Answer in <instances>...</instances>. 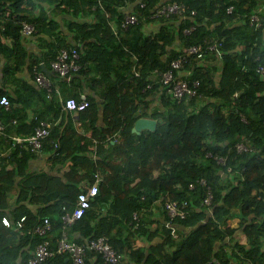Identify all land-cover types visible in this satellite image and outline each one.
I'll list each match as a JSON object with an SVG mask.
<instances>
[{"label":"trees","instance_id":"16d2710c","mask_svg":"<svg viewBox=\"0 0 264 264\" xmlns=\"http://www.w3.org/2000/svg\"><path fill=\"white\" fill-rule=\"evenodd\" d=\"M143 1L147 2L145 8L140 6ZM170 2L184 4L197 14L149 18L159 6ZM132 3L137 7L135 13L146 20L127 31L114 32L110 22L117 16V8ZM231 5L235 12L228 15ZM263 6L264 0H0V53L8 52L18 63L26 55L19 49L24 37L23 22L34 23L38 32L43 27L53 34L58 24L49 21L52 11L48 13V9L73 18L93 15L94 23H82L79 27H75L74 21L70 24L75 32L74 45L82 43L81 69L76 74L78 78L84 76L83 80H89L91 85L107 84L102 107L89 98V107L80 112L82 120L88 116L103 117V126L91 124L92 139L98 142L97 161L84 155L91 141L80 134L62 135L59 127L45 140V146L53 151L51 142L59 141L54 159L72 160L64 178L30 174L27 164L36 155L30 148L17 146L9 156L1 158L0 264L27 262L30 257L24 248L29 245L35 250L44 240L29 232L44 218L52 223V231L45 239L56 233L51 243L56 245L63 229L62 207L72 206L84 191L81 183L93 184L98 172L104 176L99 193L86 214L68 228L71 240L83 243L106 236L117 252L129 254L137 264H264V78L257 72L264 65V10L262 27L254 29L249 25V16ZM37 9L44 14L37 15ZM146 22L160 23L159 32L130 38L129 34L138 33ZM192 25L196 30L184 34ZM206 37H220L224 55L218 66L213 62L216 57L211 56H206L201 65L196 64L194 57L185 64L192 70L189 80L200 81L201 97L177 103L167 95L160 75L179 57L181 49L199 44ZM177 43L182 45L179 51L173 49ZM63 47L70 46L65 38L57 39L52 60ZM35 67H42L37 62L29 66L37 84ZM135 72L140 76L136 77ZM149 84L151 89H147ZM39 87L44 92L42 98L41 92L31 87H26L28 97L17 96V102L27 110L33 109L38 120L28 119V113L15 108L9 93L0 88V101L7 96L12 103L10 111L0 103V122L7 125L8 134L29 136L39 120H46L47 113L37 110L33 100L40 94V104L57 92L54 86L51 93ZM155 92H162V107L151 109ZM73 99L79 102L81 98L76 95ZM51 103L58 116V100ZM12 118L18 120L17 125L11 124ZM140 118L157 120V129L133 132ZM3 138L7 137L0 138V155L2 145L10 147ZM239 142L254 151L238 152ZM208 153L226 157V164H218ZM8 161L16 164L11 170L7 169ZM80 166L85 167V172L80 173ZM201 179L208 182L214 193L209 208L202 205L206 190L199 183ZM191 183H195L194 189H190ZM14 191L18 193L15 209L10 197ZM44 192H56L58 199L34 214L23 201H45ZM167 194L171 200L187 201L185 219L170 220L161 201ZM157 204L162 205L164 219L152 229V213L146 214L144 209ZM106 205V214L97 217L96 207ZM135 212L139 213V221L133 218ZM4 216L14 222L25 216L26 221L21 229L8 228L2 223ZM235 218L240 219L239 225L229 226ZM129 230L147 236L151 241L147 251L132 249V235L126 234ZM242 235L247 237L246 244L240 242ZM41 264H72V260L58 255ZM86 264L104 261L100 254L90 252Z\"/></svg>","mask_w":264,"mask_h":264},{"label":"built area","instance_id":"2783aa9c","mask_svg":"<svg viewBox=\"0 0 264 264\" xmlns=\"http://www.w3.org/2000/svg\"><path fill=\"white\" fill-rule=\"evenodd\" d=\"M132 1V0H129ZM146 1L141 3V8H145ZM235 7L233 5L227 8V14L233 15ZM263 7L255 10L249 16V25L254 28H260L263 25ZM195 10H189L184 4L178 2H170L162 4L157 10L152 13L149 18L151 20L159 18H181L185 15L194 16L196 15ZM146 17L140 16L136 13L126 14L119 22V28L123 31H127L130 27L138 25L142 21H145ZM196 30V26L192 25L190 28L184 30V34H192ZM22 34L24 36H31L38 32L37 27L34 23L23 22L22 23ZM80 44L72 45L70 47L61 48L57 56L51 61V70L63 79H70L73 74H76L81 69L80 58ZM224 55L223 51V40L220 37H206L199 44L185 46L181 54L177 59L170 62L168 69L160 75L161 82L166 89L167 95L175 102L181 103L182 101H188L195 97H201L199 94L200 81H190L189 77L192 74L190 68H186L185 64L191 61L194 57L197 62L205 61L206 56L216 57L217 60H221ZM199 64V65H201ZM36 82L39 86L48 90L49 93L53 90V83L47 77L44 71L39 70L37 67L34 68ZM257 72L262 78H264V65H260L257 68ZM135 76L139 77L140 74L135 72ZM152 85L149 84L147 89H151ZM56 91V90H55ZM57 92V91H56ZM238 96V93L235 94ZM50 97V96H49ZM1 105L8 111L12 108V103L7 96H3ZM90 102L84 98L82 101L77 102L75 99H70L66 102L65 108L81 112L88 108ZM36 120L37 117L32 115ZM245 120V119H244ZM14 126L18 124L16 118L10 120ZM54 122L48 120H39L33 133L29 136H22L18 134H8L7 125L0 122V138L2 136L7 137V141L11 142L13 146L26 144L31 151L35 153H43L45 149V140L50 137ZM51 146L53 148L52 155L56 156L57 150L60 148L59 141H52ZM237 151L240 153L253 152L254 149L248 147L243 142H239L236 146ZM208 157L213 158L218 164H226V157L220 155H213L208 153ZM96 157V156H95ZM231 168H229V171ZM96 181L85 187L84 191L79 194L74 204L70 207L63 206L61 220L63 223V229L60 237L57 240L56 245L51 244L48 239H45L47 235L52 231V223L49 218H44L40 221L33 229L29 232L37 234L44 238L39 243L32 256L27 260L25 264H41L48 259H52L58 255H67L72 260V264H86L87 258L90 252H96L102 256L104 264H120L124 258V255L117 252L109 242L106 236L98 237L95 239H87L83 243H79L71 240L68 234V228L72 227L79 219H81L86 212L91 208L92 203L95 201L99 193V183L101 181L100 175H95ZM199 183L204 186L206 190V197L202 201V205L210 207L214 199V193L211 186L204 179H201ZM190 189L195 188V183L190 184ZM144 198V197H143ZM164 209L171 221L181 218L185 219L187 216V207L189 206L187 201L179 202L171 200L167 195H164L161 199ZM133 218L137 221L140 220L139 213L135 212ZM26 217H22L17 221H12L8 216H4L2 223L8 227H15L21 229L24 226ZM171 226V225H169ZM173 227V226H172ZM172 234L174 237H178L176 230L173 229Z\"/></svg>","mask_w":264,"mask_h":264},{"label":"crops","instance_id":"0c3cea01","mask_svg":"<svg viewBox=\"0 0 264 264\" xmlns=\"http://www.w3.org/2000/svg\"><path fill=\"white\" fill-rule=\"evenodd\" d=\"M44 7V6H43ZM47 6L45 5L44 8ZM262 8V7H261ZM117 16H114L113 20L110 22L111 27L113 28L114 32H119V23L118 21L121 20L122 17H124L126 14L129 13H135L137 10V7L135 4H125L117 8ZM264 10V6H263ZM49 14V21H54L58 24V29L56 33L49 34L45 32V29L41 27L39 29V32L35 35L31 36H24L21 39V45L19 49H23V51L26 53L23 54L20 57V61H16L14 57H10L8 52L5 54L0 53V88L7 91L10 95V98L12 99V102L15 106V108H19L20 112L26 111L28 113V119L32 118V115L34 114L33 109H25L23 103L19 104L17 102V96L23 97V96H29V92L27 91L26 87H31L33 89H36L37 92H41V98L43 97V90L40 89V87L35 83L33 76L30 72L29 66L37 62L41 65L42 70L46 69L49 74H46L47 77L52 81L54 89L57 91V93L53 97H47V99L44 102H40L39 99H41L38 95V98H34L33 102L36 106V109L39 111H43L47 113L46 120L54 122V129H57L59 127L60 134L66 135V136H72L75 134H80L87 138L89 141H91V144L88 148V151L84 153V155H88L94 159V161H97L99 159V155L97 153V146L98 142L94 139H92V122H96L97 126H103L104 121L103 117L99 116L98 118L93 117H86L85 120H82L80 118V112H77L75 110H70L65 108V104L68 100L75 98L76 95H80V100L82 101L84 98L89 99L93 98L99 107H102L104 101H105V95H106V89L107 84L104 83L102 85H91V82L86 83L82 76L78 78L77 74H73L70 79H63L59 77L57 74L53 73L50 67V63L52 60V47L53 45L57 44V39L59 38H65L67 46H72L75 44L76 40L74 38L75 32L74 30H71V23L75 22V27H79L82 23H94L95 17L93 15H86V16H80L79 18H73L69 15H65L62 12H57L56 10H47ZM37 15H40L43 13L42 10L37 9L35 12ZM120 17H119V16ZM46 17V16H45ZM48 18V17H47ZM161 26L160 23L157 22H146L143 24L142 28L137 31L138 33L134 34L130 33V38H136L137 36L141 37H148L155 35L159 32ZM60 33V34H59ZM141 34V35H138ZM9 40H6L8 42ZM11 43V42H9ZM82 45V43H77ZM76 44V45H77ZM178 44V43H177ZM181 44L179 43L176 45L173 49L175 51H179L181 49ZM82 47V46H81ZM182 50V49H181ZM211 58H214L211 56ZM210 61H212L210 59ZM214 63L216 62V65L220 64V60H217L214 58ZM19 64V65H18ZM197 65L201 64V62H196ZM19 66V67H18ZM48 66V67H47ZM88 67V66H86ZM162 92H155L153 96L151 97L152 106L151 109H155L157 107H162V99L161 96ZM55 99L58 100V106H59V114L58 116L55 114V112L52 110V103L51 100ZM172 100V99H171ZM15 101L17 103H15ZM90 101V100H89ZM58 108V107H57ZM38 111V112H39ZM12 134H18L22 136H26L21 133H12ZM114 138H118V136H114ZM113 138V139H114ZM5 140V138H3ZM7 140V138H6ZM5 140V141H6ZM114 141H116L114 139ZM4 143V142H3ZM7 143L10 145L5 146L2 145L1 155H0V166L2 165L1 158L3 159L5 156H9L15 147H26L29 149V147L24 145H17L13 146L9 141ZM106 149H108V144H105ZM51 147L47 148L45 147V150L43 153H36L35 157H32L27 164V171L32 175H39V174H46L49 177H61L64 178V175L68 173L73 165L72 160H55L54 156L52 155V151H50ZM53 150V149H52ZM96 156V157H95ZM16 164L14 162H7V169L11 170L13 167H15ZM84 166V165H83ZM85 167L80 166V173L85 172ZM159 172L156 173L158 175ZM97 174V173H96ZM98 174L101 177V181L104 180V176L101 174V172H98ZM96 178V177H95ZM88 181V180H85ZM96 181V180H95ZM91 185L88 182L81 183L80 187H85ZM16 191L13 193H10L11 197V203L13 204V209L17 207L16 199L17 194H15ZM45 199V201H36L33 203L23 201V203L31 209V211L34 214H37L39 211H41L42 208L48 207L49 205H52L54 202L57 201L58 195L56 192H44L42 195ZM26 200V198H24ZM99 215L97 217H102L106 214V210L108 206H98L96 207ZM152 213L151 220L154 221L153 224H151L150 227L152 229H155L158 225V221H162L164 219L163 214L164 211L162 209L161 204H157V207H149L148 209H144V213L149 214ZM98 221V220H97ZM95 221V222H97ZM239 218H235L233 220L229 221V226L231 227H237L239 225ZM131 234L130 237V244L132 246V249L135 251L137 249L146 250L148 246H150L151 241L148 240L147 236L142 235V237L136 233H133L132 230H129L126 232V234ZM125 234V235H126ZM56 233H52L50 237L51 243L56 237ZM76 238L80 239V235L76 234ZM158 237L153 239V242L155 243ZM240 242L242 244L247 243V237L246 235H242L240 238ZM24 251L26 255L29 257L32 256L34 249L31 248V246H27L24 248ZM125 254V253H124ZM123 254V255H124ZM22 261V260H19ZM120 264H137L135 260L132 259V257L129 254H125L123 260Z\"/></svg>","mask_w":264,"mask_h":264},{"label":"water","instance_id":"95a60500","mask_svg":"<svg viewBox=\"0 0 264 264\" xmlns=\"http://www.w3.org/2000/svg\"><path fill=\"white\" fill-rule=\"evenodd\" d=\"M46 74H49L46 69H43ZM53 72V71H52ZM54 73V72H53ZM158 121L152 118H140L134 128L133 132L140 134L143 130L155 131L157 129Z\"/></svg>","mask_w":264,"mask_h":264},{"label":"clouds","instance_id":"9594fccd","mask_svg":"<svg viewBox=\"0 0 264 264\" xmlns=\"http://www.w3.org/2000/svg\"><path fill=\"white\" fill-rule=\"evenodd\" d=\"M42 71H44V70H42ZM45 72V71H44ZM45 74H46V72H45Z\"/></svg>","mask_w":264,"mask_h":264}]
</instances>
